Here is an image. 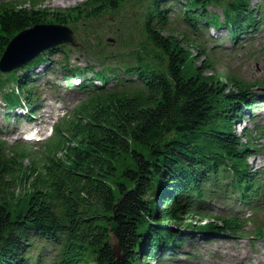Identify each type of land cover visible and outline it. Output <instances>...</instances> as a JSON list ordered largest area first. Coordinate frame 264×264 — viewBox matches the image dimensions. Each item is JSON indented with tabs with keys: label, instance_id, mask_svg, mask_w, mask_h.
Masks as SVG:
<instances>
[{
	"label": "trees",
	"instance_id": "16d2710c",
	"mask_svg": "<svg viewBox=\"0 0 264 264\" xmlns=\"http://www.w3.org/2000/svg\"><path fill=\"white\" fill-rule=\"evenodd\" d=\"M137 1L143 0H84L51 12L39 8L40 0L0 2V57L15 34L45 22L72 27L86 56L84 66L68 68L66 52L73 50L60 45L26 63L22 74L0 72L7 108L32 97L31 71L55 53L64 55L56 67L67 72L66 81L84 75L77 85L84 98L38 157L22 144L8 145L7 153L0 141V264H146L176 252L183 239L177 227L186 220L199 215L211 221L201 230L237 233L251 221L238 211L264 208L263 173L246 163L252 138L232 125L254 108L261 83L222 74L206 79L213 59L200 40L191 45L204 58L197 66L188 62L186 36L221 27L238 45L260 30L263 17L250 0H147L140 18L130 19ZM106 17H114L123 48L116 53L93 47L77 32L100 29ZM175 21L186 30L174 32ZM23 194L25 208L11 211L9 202ZM213 197L232 200L230 213L209 214ZM254 232L264 235V220ZM31 237L53 251L29 257Z\"/></svg>",
	"mask_w": 264,
	"mask_h": 264
},
{
	"label": "rangeland",
	"instance_id": "374dc122",
	"mask_svg": "<svg viewBox=\"0 0 264 264\" xmlns=\"http://www.w3.org/2000/svg\"><path fill=\"white\" fill-rule=\"evenodd\" d=\"M40 1L41 4H39V8H44L51 12L55 9L77 5L84 0ZM143 4L145 6L147 0L137 1L130 6L129 13L132 17L130 19L139 17ZM250 5L259 11L257 16H261V18L259 17L260 19L263 17L264 20V0H250ZM210 9L221 16V10L219 8L211 7ZM105 20L107 22H102L100 29L88 26L85 29L86 32L83 33V28L78 27L77 32L80 36L87 38L90 44L95 48H101L104 51L110 50L109 52L115 51V53L119 49L123 50V48H119V44L113 32L116 24L114 22V17H106ZM172 28H174V32L177 33L186 30L184 24L177 21L174 22ZM134 30L135 27L133 31ZM186 32L187 39H190L187 48L189 55L188 62L193 60V64L197 66L204 58H198L196 48L191 45L200 40L203 41L206 51L213 59V68L203 71V76H207L206 79L213 81V78H217L216 74H222L238 77L247 82H259L262 84L254 88L257 95H259V92L262 91L261 88H264V25L254 37L244 39L242 41L243 45L234 47L229 40L221 42V38L226 39L229 37L228 32L224 31V28L221 27L218 29L209 27L207 30L201 31V34L197 31L190 32L187 30ZM209 35H211V37H208ZM94 36H97L96 41L95 39H91ZM135 36L136 32L134 31L132 35L133 42H136L138 38ZM178 36L180 37L181 34H178ZM209 38L215 41H211ZM68 46L73 50V52H66L67 55H70L68 68H73L74 65L84 66L86 64V56L80 51V46L77 48L71 45ZM62 56L64 55L61 52L55 53L50 56L47 64L40 65L33 70L34 73L38 74L34 80L36 84L35 88L38 93L37 114L33 115L30 120L24 115L19 117L15 116V119L6 126V132H3V129L0 130V141L3 142V147H5L7 153H9L7 151L8 145H15L17 143L16 138L24 140L21 137V135L24 134L26 136H31L30 140H24L29 142L28 145H36L38 142H43L49 136L51 127L54 123H56L60 117L64 116L74 104L84 98L83 95L75 93L71 86L67 85L63 78L66 77L65 74L67 72L56 67L59 62L63 60ZM188 62L187 68L189 66ZM45 68L48 74L44 75L43 73L46 71ZM193 71L194 70L191 68L189 71L190 74H193ZM22 73V71L19 72V74ZM259 102L258 100L255 104L259 105ZM256 105L254 108L244 110V114L233 121L232 125L237 134H243L245 132L251 136L254 146L252 145V151L246 159V163L253 172L260 171L264 174V136H262V133H264V103L258 106V108ZM0 113H2L1 109ZM12 115L16 114L12 113ZM2 118L3 117L0 115V120H2ZM13 131L14 133L12 135L11 133ZM31 150L37 153L39 152V150L35 148ZM31 153L36 155V157L39 156L32 151ZM126 159H123V161L118 164L119 172L129 163V157ZM27 163L28 160H25L24 164ZM263 180L264 179H262V181ZM231 204L232 203L228 201L225 203H217V208L211 207V209H208L210 210L209 214H222L223 211L229 212L227 209ZM25 206L26 199L24 194L9 202V207L11 211L13 210L14 212L18 211V209L25 208ZM255 214L256 217L260 219L264 216V210H258ZM261 222L262 221L257 224ZM209 224H211V221L201 219L199 215L192 218V220L190 219L180 223V226L177 228L183 232V239L182 243L177 247L176 253L168 252L162 257L156 256L148 260L146 264H254L253 260L257 258L258 252L264 249V238L256 237L255 235L251 236V232L254 230L253 224H249L248 228H245L247 232L237 233H216L214 231H205L209 229H200V226L208 227L210 226ZM30 242L31 245L28 248V255L32 258H36L39 253H43L42 257H44L47 252L50 254L54 248L52 244L42 238L31 237ZM218 242L222 244L217 246ZM217 249H219V251H217ZM87 264L93 263L89 261Z\"/></svg>",
	"mask_w": 264,
	"mask_h": 264
},
{
	"label": "water",
	"instance_id": "95a60500",
	"mask_svg": "<svg viewBox=\"0 0 264 264\" xmlns=\"http://www.w3.org/2000/svg\"><path fill=\"white\" fill-rule=\"evenodd\" d=\"M76 46L73 30L65 24L37 23L15 34L7 43L0 57V70L10 71L35 57L48 47L60 43ZM114 252L119 255V247L113 245Z\"/></svg>",
	"mask_w": 264,
	"mask_h": 264
},
{
	"label": "bare ground",
	"instance_id": "6f19581e",
	"mask_svg": "<svg viewBox=\"0 0 264 264\" xmlns=\"http://www.w3.org/2000/svg\"><path fill=\"white\" fill-rule=\"evenodd\" d=\"M216 29V28H215ZM54 46H52V48L50 49H53ZM49 48V47H48ZM14 69V68H13ZM123 77H125V75H122ZM33 133V132H32ZM232 198V197H231ZM233 199V198H232ZM224 202V198L223 197H213V198H210L208 200V204L210 207L212 208H217V203H223ZM212 204V205H211ZM230 207V206H229ZM222 244V243H221ZM220 242L217 243V246L218 245H221ZM173 252V253H176L174 250H170L169 252ZM217 251H219V249H217ZM171 252V253H172ZM254 264H264V249H261L259 252H258V256L256 259L253 260Z\"/></svg>",
	"mask_w": 264,
	"mask_h": 264
}]
</instances>
